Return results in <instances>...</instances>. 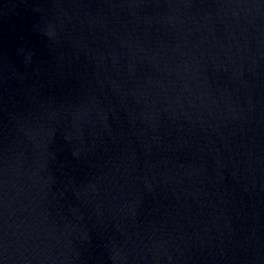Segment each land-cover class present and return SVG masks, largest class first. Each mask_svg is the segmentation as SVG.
<instances>
[{
    "label": "water",
    "instance_id": "1",
    "mask_svg": "<svg viewBox=\"0 0 264 264\" xmlns=\"http://www.w3.org/2000/svg\"><path fill=\"white\" fill-rule=\"evenodd\" d=\"M0 264H264V0H0Z\"/></svg>",
    "mask_w": 264,
    "mask_h": 264
}]
</instances>
